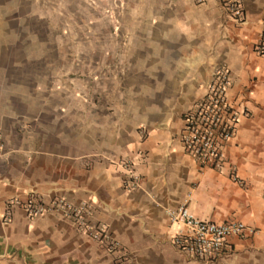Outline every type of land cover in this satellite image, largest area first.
<instances>
[{"label": "crops", "instance_id": "0c3cea01", "mask_svg": "<svg viewBox=\"0 0 264 264\" xmlns=\"http://www.w3.org/2000/svg\"><path fill=\"white\" fill-rule=\"evenodd\" d=\"M229 1L142 0L147 21L124 44L108 89L89 103L84 91H35L52 101L33 106V70L23 69L33 67L29 3L0 0V264H264V57L253 52L264 0H235L238 20ZM219 66L239 117L211 169L187 156L180 135ZM28 200L48 211L29 217ZM55 200L85 205L86 226L117 246L89 238L50 209ZM180 204L195 219L253 233L227 237L214 259L191 258L172 243L186 229L167 210Z\"/></svg>", "mask_w": 264, "mask_h": 264}, {"label": "rangeland", "instance_id": "374dc122", "mask_svg": "<svg viewBox=\"0 0 264 264\" xmlns=\"http://www.w3.org/2000/svg\"><path fill=\"white\" fill-rule=\"evenodd\" d=\"M27 1L23 37L33 43V51L26 52L32 54L33 67L23 69L33 70V106L52 101L38 98L35 91L66 88L75 95L84 91L89 103L95 89H108L109 74L119 69L125 54L124 44L145 25L143 17L148 14L142 0ZM53 103L60 104L61 99L54 95Z\"/></svg>", "mask_w": 264, "mask_h": 264}, {"label": "built area", "instance_id": "2783aa9c", "mask_svg": "<svg viewBox=\"0 0 264 264\" xmlns=\"http://www.w3.org/2000/svg\"><path fill=\"white\" fill-rule=\"evenodd\" d=\"M224 10L234 20L241 18V9L235 0L227 2ZM253 52L258 57H264V29L257 37ZM229 84L230 76L227 69L223 66L217 67L204 96L182 117L180 143L187 156L202 167L217 169L223 162L224 144L235 134L239 113L226 98ZM122 165L123 169L129 170L128 162H123ZM135 179L134 176H130L129 187L134 186ZM232 180L239 183L234 176ZM50 209L61 212L65 218L83 228L89 238L102 242L107 249L117 246L108 239L102 228L91 229L86 226L85 205L73 206L63 200H55L51 203ZM24 210L29 217L48 211L34 200H28ZM167 217L171 223H181L186 229L184 233L172 238L173 245L194 259L205 261L214 259L225 251L227 237L253 233L252 229L236 221L215 224L195 219L187 212L185 204L167 210Z\"/></svg>", "mask_w": 264, "mask_h": 264}]
</instances>
